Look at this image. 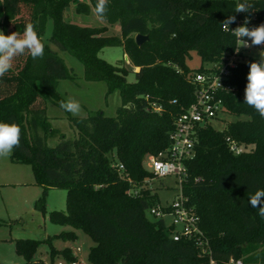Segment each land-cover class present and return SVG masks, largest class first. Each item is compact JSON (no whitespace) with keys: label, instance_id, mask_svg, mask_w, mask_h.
Returning a JSON list of instances; mask_svg holds the SVG:
<instances>
[{"label":"trees","instance_id":"trees-1","mask_svg":"<svg viewBox=\"0 0 264 264\" xmlns=\"http://www.w3.org/2000/svg\"><path fill=\"white\" fill-rule=\"evenodd\" d=\"M72 2H0L5 35L22 36L32 23L44 45L42 57L33 59L26 50L0 76V121L20 128V143L10 160L31 166L35 183L43 188L37 209H44L46 190H65L64 212H50L49 221L83 229L93 239L89 264H207V258L198 257L194 241H173L164 222L146 214L157 196L143 188L151 177L145 159L169 148L174 119L195 99L192 76L236 55L232 30L237 22L247 20L248 27L264 24V0H104L102 14L96 11L100 0L77 2L75 13L93 12L105 23L99 27L66 21ZM240 3L249 10L236 12ZM229 15L236 19L228 31L223 22ZM48 19L49 44L82 63L84 80L105 82L107 93L117 89L121 100L111 118L100 111L69 117L76 136L61 135L54 147L47 145L52 131L47 104L61 107L59 82L72 80L74 74L43 40ZM115 25L120 34H108ZM136 35L148 39L137 45ZM105 47H121L132 70L124 60L111 65L99 58ZM191 52L201 61L195 70L186 66ZM260 59L264 58L240 55L230 77L235 91L222 97L224 113L241 119L222 131L202 126L193 157L185 162L182 192L219 264L231 258L264 264V216L248 202L256 190L264 189V117L243 102L248 64ZM128 73L134 75L133 82L126 81ZM231 142L250 150L234 154ZM61 237L75 238L72 233ZM36 245V241L16 243L26 264H35ZM65 257L76 261L68 250Z\"/></svg>","mask_w":264,"mask_h":264},{"label":"rangeland","instance_id":"rangeland-1","mask_svg":"<svg viewBox=\"0 0 264 264\" xmlns=\"http://www.w3.org/2000/svg\"><path fill=\"white\" fill-rule=\"evenodd\" d=\"M2 2V0H0ZM77 2H88V0H73L65 13V20L81 26L99 27L105 24L95 14L80 15L74 13ZM51 20L45 27L43 40L54 50L57 56L63 60L65 66L72 70V80H61L58 85V93L61 104L69 99H75L81 105L78 114L73 115L62 107L47 104L46 116L52 130L47 136V145L54 147L64 135L66 139H73L76 131L71 128L69 117L83 118L102 112L105 117H114L117 108L121 105L119 91L117 89L107 93L105 82H89L83 78V65L75 57L68 53L59 51L48 40L51 36ZM113 28V27H112ZM0 30L2 22L0 20ZM113 28L110 33L115 34ZM111 65L124 60L128 69L132 70L128 60L124 59L121 47H105L99 54ZM244 56L264 58V46L254 47L244 52ZM201 65L200 58L195 52L190 53L186 60V66L195 70ZM127 82L134 81V75H126ZM237 119L226 113H221L216 119L210 121L209 125L216 131H222L227 124ZM11 154V153H10ZM10 154L0 157V264H26L24 259L16 252V243L24 241H36L35 264H70L66 259L65 251L68 250L76 257L77 264H89V249L94 246L93 239L83 230L72 226H61L49 221V213L52 211L64 212L66 192L61 189H49L44 194V209L36 208V202L43 194L41 185L35 183L32 168L28 164L15 163L10 160ZM148 172L151 170L146 166ZM178 185L176 178L166 177L161 181L153 182L152 190L156 193V205L161 206L170 203L177 194ZM132 192V191H131ZM172 220L165 218V226L169 228ZM72 233L74 239H64L62 234ZM52 251L54 253H52Z\"/></svg>","mask_w":264,"mask_h":264},{"label":"built area","instance_id":"built-area-1","mask_svg":"<svg viewBox=\"0 0 264 264\" xmlns=\"http://www.w3.org/2000/svg\"><path fill=\"white\" fill-rule=\"evenodd\" d=\"M241 24L243 23L237 22L235 28ZM235 41L236 55L227 57L223 63L209 64L204 67L203 72L192 76V82L196 87L195 99L185 112L174 119V130L169 136V148L164 153H159L157 156L150 155L145 159V168L147 166L151 170L149 172L151 177L144 180L143 188L152 190L153 182L161 181L166 177L176 178L178 185L177 194L170 203L164 206L157 204L149 207L146 214L156 220H162L164 225L165 218H171V226L167 228L170 231L169 237L173 241H194L198 249V257L207 258V264L219 263L212 258L209 242L198 226V217L194 208L188 205V199L183 195L182 183L186 177L185 162L193 157L198 130L216 119L219 114L224 113L222 97L235 91L230 83V77L232 70L237 67L240 55L244 56L245 51L254 47L264 46V44L252 45L250 42L247 47L240 46L236 36ZM229 148L234 154L250 150L249 147L239 146L234 142L229 144ZM118 168L121 170L122 166ZM70 264L77 263L71 262ZM225 264L244 263L231 258Z\"/></svg>","mask_w":264,"mask_h":264},{"label":"clouds","instance_id":"clouds-1","mask_svg":"<svg viewBox=\"0 0 264 264\" xmlns=\"http://www.w3.org/2000/svg\"><path fill=\"white\" fill-rule=\"evenodd\" d=\"M104 0H100L96 11L99 14L104 12ZM249 7L240 3L235 8L236 12H247ZM236 17L229 15L223 22L226 30L229 31L228 25L235 22ZM245 20L244 24L232 30L240 42V46L247 47L249 42L252 45L264 44V24L249 28ZM247 38V39H243ZM28 51L33 59L44 55V45L37 35L35 26L28 23L25 26L22 36L16 32L5 35L0 30V76L7 73L12 67L14 57ZM245 104L252 106L256 112L264 117V59L252 61L248 64L246 74V84L244 88ZM61 107L76 115L81 110V105L75 99H69L61 104ZM20 143V128L15 123L0 121V157L8 156L15 146ZM250 205L259 209V215L264 216V189H258L249 198Z\"/></svg>","mask_w":264,"mask_h":264},{"label":"water","instance_id":"water-1","mask_svg":"<svg viewBox=\"0 0 264 264\" xmlns=\"http://www.w3.org/2000/svg\"><path fill=\"white\" fill-rule=\"evenodd\" d=\"M4 13L2 11H0V20L3 19ZM147 36H143V35H136L135 36V42L137 45H141L143 44L146 40H147ZM125 60H127V57H124Z\"/></svg>","mask_w":264,"mask_h":264},{"label":"crops","instance_id":"crops-1","mask_svg":"<svg viewBox=\"0 0 264 264\" xmlns=\"http://www.w3.org/2000/svg\"><path fill=\"white\" fill-rule=\"evenodd\" d=\"M74 13H75V9H74ZM91 13H93V12H90V14H91ZM93 14H94V13H93ZM64 16H65V15H64ZM101 26H105V24L102 23ZM113 28L116 29V30H115V31H116V32H115L116 35L120 34V28H119L118 25H115ZM113 28H110V27H109L107 33H108V34H112V33H110V32H111V30H112ZM206 66H207V65H206ZM73 256H74V255H73ZM74 257H75V256H74ZM34 260H38V259H37L36 257H34Z\"/></svg>","mask_w":264,"mask_h":264}]
</instances>
